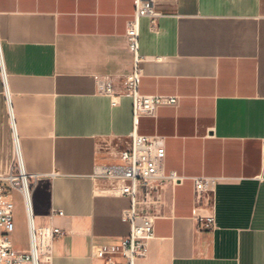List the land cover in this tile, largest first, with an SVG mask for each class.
Masks as SVG:
<instances>
[{
	"label": "crops",
	"instance_id": "crops-1",
	"mask_svg": "<svg viewBox=\"0 0 264 264\" xmlns=\"http://www.w3.org/2000/svg\"><path fill=\"white\" fill-rule=\"evenodd\" d=\"M156 29L141 20L140 91L178 96L140 118L138 132L165 138L167 181L153 198L155 236L136 264H264V0H154ZM135 0H0V176L19 150L32 180L41 264H104L92 246L130 233L97 171L120 162L134 129L123 92L134 57L126 37ZM212 180L195 200L194 178ZM17 249L30 246L15 192ZM63 211L64 215H59ZM215 227L197 229L199 219Z\"/></svg>",
	"mask_w": 264,
	"mask_h": 264
},
{
	"label": "built area",
	"instance_id": "built-area-1",
	"mask_svg": "<svg viewBox=\"0 0 264 264\" xmlns=\"http://www.w3.org/2000/svg\"><path fill=\"white\" fill-rule=\"evenodd\" d=\"M161 13L155 9L154 0H135L133 18L127 24L126 37L134 57L132 72L126 77L123 92L117 94L113 84L100 81L102 94L115 99L126 96L132 99L134 129L128 135L127 146L119 154L120 162L97 171L96 177L114 195L128 196L132 206L122 213L123 221L130 224V233L120 244H101L92 246V256L104 264H136L148 253V243L155 236L156 210L153 198L160 194L165 183H182L184 176L176 172H165V138L160 135H142L138 132L141 117L155 116L161 106H177L178 96L146 95L140 86L144 76L145 57L140 52L141 20L149 19L152 29H156ZM264 150V145H263ZM32 180L24 167L19 150L15 163L6 176H0V264H41V257L49 249V240L63 234L57 227H38L32 202ZM212 180L204 177L194 178L195 200L200 202L211 190ZM21 193L28 222L30 246L20 250L14 246L15 201L14 193ZM64 215L63 211H58ZM212 218L199 219L197 229H213Z\"/></svg>",
	"mask_w": 264,
	"mask_h": 264
}]
</instances>
